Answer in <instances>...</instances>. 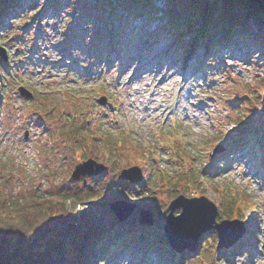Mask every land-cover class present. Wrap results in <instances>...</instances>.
Masks as SVG:
<instances>
[{
    "label": "rangeland",
    "instance_id": "374dc122",
    "mask_svg": "<svg viewBox=\"0 0 264 264\" xmlns=\"http://www.w3.org/2000/svg\"><path fill=\"white\" fill-rule=\"evenodd\" d=\"M62 1L65 6L63 2L58 5L59 12L64 18H72L73 14L74 23L80 25L78 50L92 51L95 60V65L82 66L79 74L66 75L64 70H58V64L40 71L42 62L29 72L22 67L25 63L19 55L14 54L23 53L19 48L28 54L37 26L42 32H57V43L70 29L69 25L56 30L60 19L50 13L42 14L46 0H20L26 8L12 7L0 18V45L12 54L7 61L10 67L2 69L6 89L0 96V191L7 197L47 195L59 190L73 196L81 189L92 188L106 192L108 198L114 196L115 190L123 199L134 202L136 207L123 220L115 216L108 202L81 203L100 220V226L116 230L113 235L117 240L135 228L141 231L132 235L133 241L120 243L108 261H101L97 253L90 264H264V163L260 158L264 159V152L257 163L253 160V171L250 163L233 157L234 147L244 138L237 130L239 116L249 118L245 127L250 129L264 123V105L256 99L264 101V43L248 36L234 37L227 45L222 43L217 55L207 56L197 42V33L190 36V27L199 23L192 18L187 23L188 31L179 36L186 42L176 46L172 28L167 24L170 22H165L167 17L162 13L164 0H152L156 5L155 19L146 20L143 25L144 16L134 19L131 6L121 10L118 21L110 9L105 14L98 13L92 0ZM175 9L179 13L180 8ZM116 26L118 29L114 30ZM245 29L257 33L258 28L249 23ZM259 30L264 32V28ZM73 36L68 32L65 38L72 43ZM157 52L160 54L156 56ZM153 56L158 65L174 72L173 86L162 84L165 104L159 108L166 110L160 116L140 94L141 87L136 88L139 81L152 79L153 69L158 66L151 61V68L146 71L145 62ZM85 68L90 72H85ZM136 68L137 77L129 82L133 92L128 93L124 83ZM20 83L34 96H19ZM101 94L106 96L105 104L95 99ZM81 129L83 135L88 133L93 139L109 135L116 140L122 136L141 149L142 158L148 163L136 164L141 166L144 178L136 182L121 179L120 169L135 164L134 160L126 152H118L111 160L103 146H93L83 137ZM124 139L116 140L115 145L107 141L108 147L120 148ZM255 142V137L250 138L246 143L252 145L244 146L251 155L256 153L255 148L264 149ZM216 145L228 150L230 159L213 153ZM87 157L102 161L109 168L99 175L86 176L82 184V177L73 179L70 173L77 161ZM201 168L210 171L205 176L190 177ZM148 176L151 180L146 179ZM178 193L203 194L211 199L218 206L216 220L244 217L243 227L248 228L244 239L221 255L215 249L216 234L211 230L200 237V246L191 257L179 261L178 254L173 253L176 259L171 260V252L165 250L163 243L151 244L146 235L147 231L162 230L169 201ZM142 207L153 212L150 226L137 220ZM178 210L175 208V213Z\"/></svg>",
    "mask_w": 264,
    "mask_h": 264
},
{
    "label": "trees",
    "instance_id": "16d2710c",
    "mask_svg": "<svg viewBox=\"0 0 264 264\" xmlns=\"http://www.w3.org/2000/svg\"><path fill=\"white\" fill-rule=\"evenodd\" d=\"M15 2V0H0V16ZM94 2L101 12L110 8L111 11L118 13L120 8L131 6L133 15L146 12L148 18L153 17L156 8L152 0H94ZM177 6L180 8L179 13L175 12ZM162 13L170 22L169 29L172 28V36L177 46L186 42L179 36L188 31L187 23L190 22V18L199 22L196 26L190 27V36L197 33L199 38L197 41L201 46H206L210 54L217 53L220 43H227L234 37L248 36L251 40H261L260 42L264 43V32L259 30L264 28L261 26L264 25V0H164ZM249 23L258 28L257 33L246 31L245 27ZM6 65L7 61L0 60V96L6 89L5 74L2 72ZM256 99L264 105L261 98L256 97ZM247 123L249 118L246 115L239 116L237 130L246 135L254 132L264 136V123L252 130L245 127ZM79 131L83 135V129ZM88 135L85 133L83 137H87V141L93 146L97 143L103 146L113 161L118 152H126L135 163L141 165L148 163L142 158V150L130 145L122 136L120 139L116 138L119 141L124 139L122 147L113 149L112 146L110 148L108 146L115 145L116 140L109 135L100 137L94 135L98 137L95 139ZM219 140L221 142L223 139ZM208 172L209 169L201 168L193 171L190 177L205 176ZM146 179L151 180V177L148 176ZM112 194L114 196L108 198L106 192L84 188L73 196L59 190L47 195L29 193L21 197H7L0 191V264H90L94 252L102 251L100 256L105 260L112 246L102 247L104 244L109 245L107 241L115 230L100 226V220L95 214L92 211L91 213L86 205H81L82 202L107 203L123 198L118 191L113 190ZM67 200L70 201L69 204ZM130 232L128 236L132 237L139 230L135 228ZM148 236H160L162 241L166 242L161 230L149 231ZM124 240L129 239L125 237ZM119 243V241L115 242L114 246Z\"/></svg>",
    "mask_w": 264,
    "mask_h": 264
},
{
    "label": "water",
    "instance_id": "95a60500",
    "mask_svg": "<svg viewBox=\"0 0 264 264\" xmlns=\"http://www.w3.org/2000/svg\"><path fill=\"white\" fill-rule=\"evenodd\" d=\"M0 57L3 60L7 58L6 48L1 45ZM18 91L23 97L32 96V92L24 85H19ZM98 100L104 103L105 97L101 96ZM220 149L219 146L214 147L213 151ZM108 168V164L87 157L74 165L71 177L74 179L83 177L82 184H84L86 175H97ZM118 176L121 179L136 182L143 179V172L139 165L133 164L121 168ZM108 206L119 220H123L134 210L136 204L126 199L117 198L110 201ZM175 208H180V211L174 213ZM167 210L163 230L171 248L176 251L187 249L193 253L198 248L200 235L210 229H214L217 233L216 248H227L241 238L245 230L243 221L237 218L217 221V206L205 195L189 197L179 193L170 200ZM138 221L145 225L152 224L153 212L145 207L139 208Z\"/></svg>",
    "mask_w": 264,
    "mask_h": 264
},
{
    "label": "bare ground",
    "instance_id": "6f19581e",
    "mask_svg": "<svg viewBox=\"0 0 264 264\" xmlns=\"http://www.w3.org/2000/svg\"><path fill=\"white\" fill-rule=\"evenodd\" d=\"M158 54H160V52H157L156 56ZM154 58H155V56L147 58V60L145 62V64H146L145 70L146 71H148L151 68L149 66L150 65L149 63H151V61H153ZM153 62H155V61H153ZM155 65L158 67L153 69V72H152L153 75H151L152 79L146 78L144 80V83H141L139 81L138 82L139 85L136 84V88L141 87L140 94L143 97H146L149 100V102L153 105L152 110H155L156 116H160L166 110V108H163V107L161 109L159 108V106H162L165 104L164 100L162 101V99H163L162 95L164 94V92L162 91V84H169L172 87L173 86L172 76H173L174 72L170 70V67L160 66L157 64V62H155ZM137 71H138V69L136 68L135 71L132 74H130L129 77L127 78V82L124 83L125 89L128 93L133 92V91H130L131 88L129 86V82L133 78L137 77ZM152 73L150 72L149 74H152ZM149 74H147V76H149ZM194 105H195L194 106L195 111L198 112L197 111L198 103H195Z\"/></svg>",
    "mask_w": 264,
    "mask_h": 264
},
{
    "label": "snow or ice",
    "instance_id": "6c2138e0",
    "mask_svg": "<svg viewBox=\"0 0 264 264\" xmlns=\"http://www.w3.org/2000/svg\"><path fill=\"white\" fill-rule=\"evenodd\" d=\"M209 151H211V149H209ZM237 171H239V169H237ZM179 215V214H178ZM241 219H244V217H241ZM217 223H219V222H217Z\"/></svg>",
    "mask_w": 264,
    "mask_h": 264
}]
</instances>
